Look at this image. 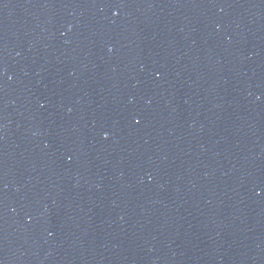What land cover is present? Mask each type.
I'll return each mask as SVG.
<instances>
[{"label": "water", "instance_id": "water-1", "mask_svg": "<svg viewBox=\"0 0 264 264\" xmlns=\"http://www.w3.org/2000/svg\"><path fill=\"white\" fill-rule=\"evenodd\" d=\"M0 264H264V0H0Z\"/></svg>", "mask_w": 264, "mask_h": 264}]
</instances>
